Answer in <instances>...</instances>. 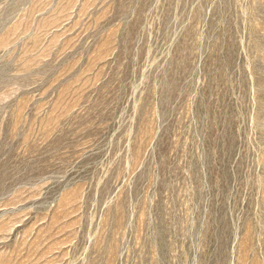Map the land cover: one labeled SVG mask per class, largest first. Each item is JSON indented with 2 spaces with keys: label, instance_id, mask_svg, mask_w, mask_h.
Returning a JSON list of instances; mask_svg holds the SVG:
<instances>
[{
  "label": "rangeland",
  "instance_id": "374dc122",
  "mask_svg": "<svg viewBox=\"0 0 264 264\" xmlns=\"http://www.w3.org/2000/svg\"><path fill=\"white\" fill-rule=\"evenodd\" d=\"M0 264H264V0H0Z\"/></svg>",
  "mask_w": 264,
  "mask_h": 264
}]
</instances>
